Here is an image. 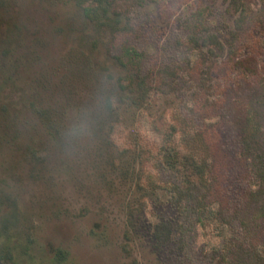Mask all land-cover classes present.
I'll use <instances>...</instances> for the list:
<instances>
[{
  "label": "rangeland",
  "instance_id": "rangeland-1",
  "mask_svg": "<svg viewBox=\"0 0 264 264\" xmlns=\"http://www.w3.org/2000/svg\"><path fill=\"white\" fill-rule=\"evenodd\" d=\"M96 2L0 0V264H202L157 161L179 142L216 195L249 182L221 100L239 76L229 53L264 62V0H142L132 20L136 0H103V20L84 13ZM197 8L223 49L201 44L185 67L174 42ZM124 31L148 52L144 89L108 51ZM82 114L89 132L69 143ZM236 232L208 264H264L261 240Z\"/></svg>",
  "mask_w": 264,
  "mask_h": 264
},
{
  "label": "trees",
  "instance_id": "trees-1",
  "mask_svg": "<svg viewBox=\"0 0 264 264\" xmlns=\"http://www.w3.org/2000/svg\"><path fill=\"white\" fill-rule=\"evenodd\" d=\"M95 1L84 8L85 15L92 19L107 18L103 0ZM136 1L139 7L126 10L128 20L140 11L142 0ZM240 1L230 0L229 8L237 11ZM205 16V10L197 8L191 13L188 24L177 32L174 47L182 52L185 67L192 63V55L201 44L223 49L218 37L209 32ZM124 35L125 31L115 35L108 44V51L122 67L133 71L139 87L144 89L150 77V69L145 64L148 52L128 44ZM226 60L239 76L224 88L221 109L224 114L227 111L232 121L236 151L248 170L249 182L232 195L225 192L216 195L212 181L206 176V162L179 142L163 147L157 161L162 172L171 173L162 183L178 210L181 239L187 241L191 234L197 235L200 254L207 259L202 264L210 263L214 257L223 260L229 239L238 237L237 227L245 231L244 235L261 240L255 251L256 256L264 260V62L251 54L235 58L229 53ZM46 119L49 126H53V118L46 116ZM206 220H215L212 233L207 230Z\"/></svg>",
  "mask_w": 264,
  "mask_h": 264
},
{
  "label": "clouds",
  "instance_id": "clouds-1",
  "mask_svg": "<svg viewBox=\"0 0 264 264\" xmlns=\"http://www.w3.org/2000/svg\"><path fill=\"white\" fill-rule=\"evenodd\" d=\"M89 132V121L86 114L78 117L77 121L69 126L65 132L66 140L71 143L77 138L83 137Z\"/></svg>",
  "mask_w": 264,
  "mask_h": 264
}]
</instances>
